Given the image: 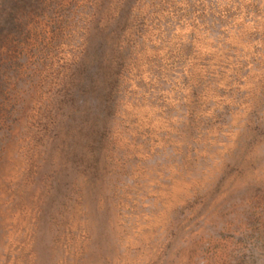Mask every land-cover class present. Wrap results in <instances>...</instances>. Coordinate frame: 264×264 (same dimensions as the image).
Here are the masks:
<instances>
[{
    "label": "rangeland",
    "instance_id": "374dc122",
    "mask_svg": "<svg viewBox=\"0 0 264 264\" xmlns=\"http://www.w3.org/2000/svg\"><path fill=\"white\" fill-rule=\"evenodd\" d=\"M0 264H264V0H0Z\"/></svg>",
    "mask_w": 264,
    "mask_h": 264
}]
</instances>
